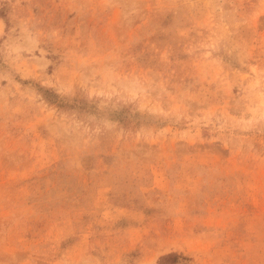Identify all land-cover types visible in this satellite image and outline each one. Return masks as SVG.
I'll use <instances>...</instances> for the list:
<instances>
[{
	"label": "rangeland",
	"instance_id": "374dc122",
	"mask_svg": "<svg viewBox=\"0 0 264 264\" xmlns=\"http://www.w3.org/2000/svg\"><path fill=\"white\" fill-rule=\"evenodd\" d=\"M0 264H264V0H0Z\"/></svg>",
	"mask_w": 264,
	"mask_h": 264
}]
</instances>
